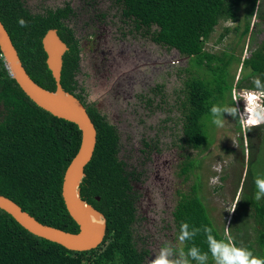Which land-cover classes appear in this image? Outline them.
<instances>
[{"label":"trees","instance_id":"1","mask_svg":"<svg viewBox=\"0 0 264 264\" xmlns=\"http://www.w3.org/2000/svg\"><path fill=\"white\" fill-rule=\"evenodd\" d=\"M115 1L124 21L131 20L143 36L149 35L154 43L174 49L188 59L183 87L178 92L183 95L182 139L187 147L203 148L207 144L205 119L212 121L210 108L220 105L232 87L234 74L228 73L230 66L241 63L243 69H250L238 79V85L254 88L252 81L257 76L264 81V40L244 58L235 54L232 47L212 52L205 49V44L223 22L234 24H224L214 43H221L230 32L244 41L252 31L250 17L255 14L258 0ZM57 9L44 14L32 13L23 0H0V20L27 73L39 85L51 90L56 88V82L46 63L42 36L49 28H56L69 46L62 57L61 85L85 104L72 73L78 50L69 40V27L59 17L63 13L65 16V12ZM256 15L264 19L263 14ZM21 17L27 21L24 27L17 22ZM243 79H247L246 84H242ZM86 109L97 135L92 157L84 168L80 192L82 198L106 217L102 242L88 250L69 249L29 232L0 208V264H145L148 250H138L133 240L137 197L131 184L133 171H129L127 163L119 157L121 145L117 128L96 107L87 105ZM263 125L257 130L263 147L258 148L257 157L249 159H257L264 165ZM80 136L75 123L53 115L25 94L10 75L0 52V193L13 199L40 222L77 232L79 226L66 209L61 189L65 169L79 147ZM250 144L251 148V133ZM243 159L241 156L240 160ZM196 161L186 155L181 170L186 179L193 176ZM257 174L246 176L239 192V196L242 193L238 201L242 208L240 213L247 210L255 232L254 238L243 244L241 224L235 226V233L231 230L230 235H226L224 224L215 223L201 195L202 175L195 174L196 179L181 195L173 212L177 228L187 222L190 229H200L192 240L185 241L183 251L195 245L202 252H208V236L211 235L264 257V199L256 201L254 198L258 190L256 180L264 179V167L260 168L259 177ZM205 228H210L211 232H205ZM213 262L209 253L208 264ZM191 264L197 262L193 260Z\"/></svg>","mask_w":264,"mask_h":264},{"label":"rangeland","instance_id":"2","mask_svg":"<svg viewBox=\"0 0 264 264\" xmlns=\"http://www.w3.org/2000/svg\"><path fill=\"white\" fill-rule=\"evenodd\" d=\"M92 1L97 3V0ZM110 1L105 2V8L95 13V15L98 20H101L98 22L99 28L101 29L103 27L100 26H104L103 32L107 43L111 44L116 52L114 62H118L121 53L127 50L131 51L130 55L124 56L125 59H123V62H127L129 65L127 82L130 85H134L139 92L144 90V87H149L155 82H162L163 92L171 93L174 96L172 92L177 93L183 87L186 72H179V70L188 66V59L181 57L174 49H166L165 47L152 44L147 37H141L134 30H129L126 33L127 29L130 28L128 24L131 22H127L128 24L123 22L119 17L120 7ZM28 3L32 12H41L46 6L51 7L55 3L58 4L56 0H29ZM109 13L117 18L107 19ZM256 13L264 15V0H260L257 3L255 14L250 17L253 37L259 40L257 43H254L255 41L250 39L248 35L244 41L243 38L239 40L238 36L232 32L226 33L221 43H214L224 24L231 26L234 24L232 22H223L212 33L210 40L205 44V49L219 52V50L227 46L234 48L235 54L240 55L241 58L248 56L250 51L261 40H264V19L257 16ZM102 15L105 16V20L100 19ZM74 23L76 21L72 22L73 25ZM169 67L171 68L167 71L166 69ZM230 67L231 69L228 70V73L234 74L232 87L228 92H226L227 89L225 90L226 99L220 105H231L234 91L252 89L246 87V85H238V79L250 69H243L241 63H234ZM114 68H116V65H114ZM246 82L247 79L242 80V84H246ZM130 93L126 90L124 94L118 92L115 94L120 99L118 103H124V106L122 105L120 109L117 106H113L111 111V107H109L111 106V100L105 104L103 103L102 107H105L109 114L111 113V115L108 114L109 121L115 122L120 131L119 142L121 146L119 157L128 163L126 166L128 169L131 166L134 172L139 169L144 171V179H141L142 172H135V179L132 182L138 184L142 190L140 205L136 206L137 221L133 225V233L138 248L142 249L144 247L148 249V257L145 264H151L154 256L158 254L157 251L165 243H170L172 240L176 241L174 237H169L170 232H173V228L170 226L172 220L169 212L178 200L177 191L183 190L184 193L187 192L193 180L196 179L195 174L198 173L202 175L201 195L203 201L207 204L215 223L224 224L226 235H230L231 230L235 233V226L241 224L243 227V230H241V243L243 244L248 239H253L255 232L251 225L254 222L247 216V210L246 213H240L242 208L239 207L238 201L242 196V193L239 196V192L243 186L244 179L247 178L246 176L250 178V175L254 176L258 172L256 177H259L260 168L264 167L262 162L258 163L256 161L257 159L254 161L249 159L252 156L257 157L258 148L263 147L261 137L258 138L257 136L258 127L263 124L245 129L241 126L238 119H234L227 113L223 114L226 120L222 128L216 127L211 120L205 119L207 144L201 149L186 147L187 156L196 159V162H198L192 169L193 176L191 175L189 179H186V176L182 172L180 173L179 160L176 159L178 158L179 150H176L173 145L170 147L162 145L163 147L161 148L157 145L156 149L154 147L150 148V150L155 149L156 152L152 154L148 152L150 161L147 166L149 171L145 178L144 168L136 167L132 162L134 159L137 161L142 159V155H145V148L140 145L142 144L139 133L141 125L137 122V117L134 116L132 111L125 110L126 103L128 106H137L138 104V102L130 100ZM155 97L158 98V96ZM234 103L243 111L244 101L242 99H238ZM166 106H168V103ZM171 115L175 116L173 113ZM159 117L161 116L156 115L150 119L154 122H159ZM146 119L148 121V117ZM261 134L264 137V131ZM175 143L177 145V142ZM241 156L244 157L242 161L240 160ZM218 166L222 171L217 172L215 170ZM214 176L220 177V184L212 185L210 183L211 178ZM238 196L239 200L237 201ZM234 207L235 209L233 210ZM218 227H221V225H218ZM228 242L231 243V241ZM179 247L182 248V246ZM213 264H215V261Z\"/></svg>","mask_w":264,"mask_h":264},{"label":"flooded vegetation","instance_id":"3","mask_svg":"<svg viewBox=\"0 0 264 264\" xmlns=\"http://www.w3.org/2000/svg\"><path fill=\"white\" fill-rule=\"evenodd\" d=\"M107 1L108 0H97V3H95L92 0H56L58 4L55 3L51 7L46 6L45 9L41 12H32L29 7V0H23L24 5L32 13L44 14L49 10H54L57 8L62 9V11L65 12V16L63 15V13L60 14L59 17H62L65 24L69 27L71 34L69 40L71 41V43L75 44V48L78 50L79 57L77 58L75 68L73 69L72 73L74 79L78 81L79 92L81 93L85 101L84 105L86 107L87 105L96 107L97 110L109 121V111H107V109L102 106L103 103L105 104L106 102H109V100H111V106H109L111 107V111L113 109V106H117L119 109L122 107V105L124 106L123 102L118 103V100L120 99H118V96H115L117 92L120 94H124L127 90L128 92H131L129 94V97L131 98L130 100L138 102L137 106H128L127 103L125 104V110L132 111L134 113V116L137 117V122H139L141 125L139 127V133L142 144L140 145L144 146L145 148V155H142V159H138L139 161L135 159L132 160L134 166L144 168L146 178L149 171L147 164L150 161V159H148V152H151V154L153 152H156L155 149L157 145L159 146V148L163 147L162 145H168V147L173 145L176 150H179L178 158L176 159L179 160L181 173L182 165L187 155V145L182 139L184 133L181 130V127L183 125L182 119L184 117V108L182 106L183 95H179L178 92H172L174 96H172L171 93H164L162 82H155L149 87L146 86L144 87V90L140 92L134 87V85H130L127 82L126 78L128 77L127 70L129 68V65L127 62H123V59H125L124 56L130 55L131 51L127 50L121 53L118 62H114L116 52L114 51V48L111 46V44L107 43V39L103 32L104 26H100L103 27L101 29L99 28L98 22H100L101 20H98L97 16L95 15V13L105 8L104 3ZM259 1L260 0H258V2ZM91 2L93 3L91 4ZM110 2H113L114 4L116 3L115 0H111ZM119 17L126 24H128L127 22H131L130 24H128L130 28L127 29L126 33H128L129 30H134L138 32L141 37H147L152 44L161 46L154 43L149 35L143 36L142 33L138 31L136 27H134V24L131 20L124 21L122 19L123 16L121 15V12H119ZM109 18L116 19L117 17L111 16V14L109 13L107 19ZM100 19L105 20V16L102 15ZM75 21L76 23H74L73 25L72 22ZM248 36L250 37V39L255 41L254 43H257L259 41L256 40V38H252V31ZM262 41L263 40H261L260 42ZM68 49L69 46L67 45L66 51ZM172 64L174 63L172 62ZM114 65H116V68H114ZM170 68L171 67L167 68L166 70L168 71L170 70ZM179 72H185V67H182ZM96 89H98V91H96ZM77 90L78 89H76V92ZM155 96H158V98H156ZM167 103L168 106H166ZM172 113L175 116H172ZM109 115H111V113ZM156 115L161 116L159 117V122H154L150 119L152 117H155ZM147 117L148 121H146ZM109 122L116 126L120 138V131L117 124L115 122ZM175 142H177V145ZM151 147H154L155 149L150 150ZM129 169V171L134 170L133 168H131V166H129ZM135 172H142L141 179H144L143 170L139 169L135 170ZM135 172L133 171L132 173V181L135 179ZM132 181V189L137 196L135 205L139 206L141 202L140 198L142 197V190L138 184H135ZM177 193L179 195V200L184 192L182 190L177 191ZM178 200L175 202L172 210H170L169 212L170 218L172 220L170 226L173 228V232H170L169 237H174L176 241L172 240L170 241V243L165 244H171L177 249L183 250L185 242L181 244L177 239L180 229L177 228V222L175 221L173 216V212ZM136 221L137 216L135 218L134 224H136ZM133 240H135L134 234ZM179 246H182V248H180ZM136 247L138 250L145 249L144 247L142 249L138 248L137 243ZM158 252L159 250L157 251V253ZM147 257L148 253L146 255V258Z\"/></svg>","mask_w":264,"mask_h":264},{"label":"water","instance_id":"4","mask_svg":"<svg viewBox=\"0 0 264 264\" xmlns=\"http://www.w3.org/2000/svg\"><path fill=\"white\" fill-rule=\"evenodd\" d=\"M42 45L46 53L47 66L56 82L54 90L39 85L30 77L7 29L0 20V52L10 75L38 106L55 116L75 123L80 130V144L65 169L61 189L66 209L78 224L79 229L77 232H71L40 222L13 199L2 193H0V208L9 213L22 227L37 236L69 249L88 250L102 242L106 231L105 215L82 198L80 192V184L85 176L84 168L90 161L95 148L97 131L86 106L61 85L62 57L67 45L58 35L56 28H49L45 32L42 36ZM96 198L99 199L98 196Z\"/></svg>","mask_w":264,"mask_h":264},{"label":"clouds","instance_id":"5","mask_svg":"<svg viewBox=\"0 0 264 264\" xmlns=\"http://www.w3.org/2000/svg\"><path fill=\"white\" fill-rule=\"evenodd\" d=\"M20 26L27 25V21L24 18H18ZM252 83L254 88L241 89L234 91L233 103L231 105H216L214 104L210 108L212 114V123L218 128L224 126L225 117L224 113L234 119H238L241 126L245 129H250L253 126L264 124V81L257 76L253 78ZM238 99L244 101L243 111L234 103ZM217 172L222 171L218 166L215 169ZM210 183L212 185L220 184V177L214 176L211 178ZM257 191L255 193V200L260 201L264 199V179L256 180ZM239 196L237 197V201ZM235 207L233 208V210ZM205 232H211L210 228H205ZM200 231L199 228L190 226L187 222H182L178 234V241L182 244L185 241L192 240L196 234ZM208 252H202L199 247L193 245L188 248L187 252L177 249L171 244H165L162 246L154 256L151 264H191V261H196L197 264H208L209 253L215 261V264H264V257H259L253 254V252L246 247L236 246L234 243L226 242L223 240H217L213 236H208Z\"/></svg>","mask_w":264,"mask_h":264}]
</instances>
